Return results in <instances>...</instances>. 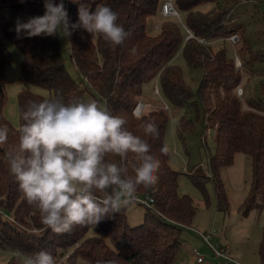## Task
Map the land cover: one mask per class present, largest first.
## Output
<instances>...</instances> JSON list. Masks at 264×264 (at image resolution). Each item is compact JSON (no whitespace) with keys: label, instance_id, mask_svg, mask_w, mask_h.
Here are the masks:
<instances>
[{"label":"trees","instance_id":"16d2710c","mask_svg":"<svg viewBox=\"0 0 264 264\" xmlns=\"http://www.w3.org/2000/svg\"><path fill=\"white\" fill-rule=\"evenodd\" d=\"M210 2L213 3L210 9L202 8ZM85 3L90 11L110 7L118 14L117 22L128 36L122 44L112 45L99 34L91 35L82 28L75 30L69 37V51L79 74L77 78L66 66L59 35L17 38L14 30L17 18L26 21L42 16L43 0H0V126L8 129L7 143L0 145V246L12 251L10 264H16L21 256L16 251L29 258L46 251L56 263L62 260L63 264L78 256L87 258L90 264H173L182 247V231L192 225L197 206L191 195L179 192L181 172L170 164L171 149L165 141L170 114L152 103L140 115L135 108L145 100L142 98L145 82L157 76L167 100L176 107L188 105L195 91L187 83L182 68L173 62L183 46L189 65L203 70L198 92L205 108V123L207 127H215V151L209 154L208 169L203 165L193 167L189 171L192 180L205 190L207 181L213 178L219 207L226 209L222 203L228 194L221 169L233 162L237 152H245L253 166L246 212L263 204L264 83L261 96L243 99L237 92L241 70L229 58L225 47H213L219 41H230L227 36L233 33L243 37L240 27L230 25L234 8L238 4L258 5L259 0H175L196 35L186 40L179 22L162 14L163 0H85ZM65 6L70 23L78 22V5L65 0ZM153 15L163 17L157 25L160 30L155 33L148 30V19ZM200 36L218 40L203 44L198 40ZM7 40L15 42L22 51L21 78L50 92L45 95L29 86L20 91L18 127L4 112L8 99L6 69L13 58ZM89 95L105 100L112 115L126 120L124 127L128 131L151 145V154L161 162L159 180L154 188L137 190L136 195L153 198L150 204L136 201L147 206L142 222L130 224L125 207L96 227L74 226L70 232L56 234L43 224L39 212L28 205L10 171L6 152L18 144L21 113L30 101L59 97L65 104L88 103ZM153 121L158 127L156 138L146 135L143 127ZM194 124L187 115L179 119L177 130L183 140ZM202 142L207 144V138ZM164 147L167 154L161 151ZM105 159L121 163V158L112 154ZM123 164L128 175L134 176L139 164L135 154L129 152ZM261 252L264 258V239Z\"/></svg>","mask_w":264,"mask_h":264},{"label":"clouds","instance_id":"9594fccd","mask_svg":"<svg viewBox=\"0 0 264 264\" xmlns=\"http://www.w3.org/2000/svg\"><path fill=\"white\" fill-rule=\"evenodd\" d=\"M70 2L78 5V22L70 23L65 0H43L42 16L17 18V38H69L80 28L112 45L122 44L128 36L110 7L90 11L85 0ZM21 119L18 144L6 152V158L28 205L56 234L70 232L74 226L96 227L133 204L138 188L151 189L158 183L161 162L151 154V145L128 131L124 118L97 102L65 104L59 97L30 101ZM143 127L146 135L158 137L154 121ZM7 138V127L0 126V145ZM161 151L167 154L168 149ZM129 152L139 162L134 176L123 164ZM109 154L120 157L121 163L106 162ZM27 264L56 261L49 252L40 251Z\"/></svg>","mask_w":264,"mask_h":264},{"label":"rangeland","instance_id":"374dc122","mask_svg":"<svg viewBox=\"0 0 264 264\" xmlns=\"http://www.w3.org/2000/svg\"><path fill=\"white\" fill-rule=\"evenodd\" d=\"M212 5L211 2L206 3L202 5V8L210 9ZM181 12V17L174 19L179 22L186 40V13ZM234 19L242 22V28H246L247 33L240 37L237 44L222 40L214 44L213 47H225L229 58L235 64H237L236 58L240 57L241 61L238 59L237 62H242V64L236 66L241 70L240 85H242L244 93L238 94L247 100L262 95L261 88L264 83V0H259L258 5L252 3L249 5L238 4L234 8L231 20ZM162 20L161 15L151 16L148 19V30L151 33L158 32L160 28L157 25ZM59 37L66 58V66L78 78L79 74L70 57V39L60 35ZM7 45L12 51L13 58L6 69L8 99L4 112L8 119L18 127L21 123L20 91L29 86L34 91L45 95H50V92L41 86L29 84L21 78L22 51L11 40H7ZM173 62L182 68L187 83L195 91L194 96L189 99L190 102L187 106L176 107L165 97L159 77H153L143 86L142 98L145 100L142 99V101L146 103L143 111L154 104L164 107L170 114L165 141L171 149L170 164L174 169L181 172L179 175V192L191 195L197 206V213L192 225L207 233L216 227V231H213L211 235V241L215 244H222V246L227 245L228 252L235 259L234 261H227L226 259L221 261L200 233L186 227L182 231L183 243L180 253L173 264H264V258L261 254L263 253L261 252V245L264 239V203L260 206H254L246 212L247 204L245 201L250 194L253 178L252 160L247 153L237 152L233 162L221 169L228 194L227 200L222 203L226 209L221 210L219 207L213 178L207 181L205 190L194 183L189 171L197 165H203L208 169L209 154L215 151V127H207L205 123V108L198 92L204 75L202 68H192L189 65L183 46L175 55ZM155 87L159 88V93L154 91ZM89 97L91 102H97L101 108L107 109L105 100H97L92 95ZM183 115H187L195 123L194 129L186 133L185 140L180 137L177 130L178 121ZM202 135L206 136L207 144L202 142ZM146 208L145 204L136 201L127 206L129 223L138 224L142 222ZM194 248H197L204 255L205 260L203 262H198V255L195 254ZM12 255V251L0 246V264H10ZM28 259L27 255L21 254L16 264H27ZM66 264H90V262L87 258L78 256L74 261H67Z\"/></svg>","mask_w":264,"mask_h":264},{"label":"built area","instance_id":"2783aa9c","mask_svg":"<svg viewBox=\"0 0 264 264\" xmlns=\"http://www.w3.org/2000/svg\"><path fill=\"white\" fill-rule=\"evenodd\" d=\"M239 2H248V1H253V0H238ZM161 12L164 16L166 17H171V18H180V10L179 8L176 6L175 0H163L162 3V7H161ZM231 15V12H230ZM186 31H187V39L192 38V37H196L194 31L186 24ZM227 38L233 43V44H237V42L240 39V35L238 33H233L229 36H227ZM198 40L200 42H202L203 44H211V43H216L218 39L215 40H211L209 38H206L204 36H200L198 37ZM238 59H240V57L238 56L236 58V60L238 61ZM236 61V65H241L242 62H237ZM241 61V59H240ZM238 89V93L243 94L244 90L242 85H239L237 87ZM156 93H159L160 90L158 87H155L154 90ZM146 103L143 101H140L138 103V105L135 108V113L137 115H140L143 111V109L145 108ZM166 107H168V105H166ZM206 136L202 135V140H205ZM136 201L139 202H144L147 204H150L151 201H153V198L148 196V197H142L140 195H136ZM2 210V209H1ZM9 217H11L10 215H8ZM215 230V228H213V230H211L209 233L207 232H202L200 230H196V232L200 233L203 238L210 244V246L212 247L213 251L215 252L216 256L222 261L223 259H226L227 261H234L235 259L231 256V254L228 252L227 247L220 245L219 243L215 244L211 241V235L213 233V231ZM194 252L195 254L198 255V260L202 261L204 259V255H202L200 253V251L197 248H194ZM16 255H21L20 251H16L15 252ZM56 264H63L62 260L58 261Z\"/></svg>","mask_w":264,"mask_h":264},{"label":"crops","instance_id":"0c3cea01","mask_svg":"<svg viewBox=\"0 0 264 264\" xmlns=\"http://www.w3.org/2000/svg\"><path fill=\"white\" fill-rule=\"evenodd\" d=\"M247 5H249V4H247ZM233 16V15H232ZM232 16H231V18H232ZM242 22L241 21H239L238 19H234V20H231L230 19V25H232V26H234V25H237L238 27H240L241 28V30H242V32H241V34L242 35H244V33H247V30H246V28L244 29V28H242V24H241ZM213 128V127H212ZM195 218V217H194ZM193 224V223H192ZM188 228H191L192 230H200L198 227H196L195 228V226H193V225H191V226H189ZM213 228H215V230L214 231H216V227H213ZM201 231V230H200ZM222 245V244H221ZM223 246H225V247H228L227 245H223ZM29 258V257H28ZM205 260V257H204V259L202 260V261H199L198 260V262H203Z\"/></svg>","mask_w":264,"mask_h":264}]
</instances>
